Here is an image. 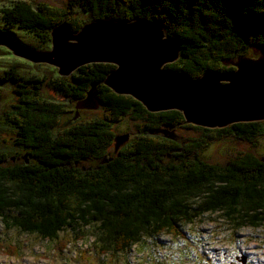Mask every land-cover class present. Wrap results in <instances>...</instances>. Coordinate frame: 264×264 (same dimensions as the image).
<instances>
[{"label":"trees","instance_id":"trees-1","mask_svg":"<svg viewBox=\"0 0 264 264\" xmlns=\"http://www.w3.org/2000/svg\"><path fill=\"white\" fill-rule=\"evenodd\" d=\"M68 2L62 9L19 0L2 9L5 26L0 34L30 33L43 44L39 41L29 47L40 50L51 43L50 34L57 25L66 22L78 32L86 24L74 16L76 7L93 20H147L159 24L179 44V58L165 69L187 80L209 71L232 72L235 67L224 65L223 60L245 56L254 47L264 49V0ZM12 39L25 44L18 35ZM114 68L104 63L85 65L74 71L73 83L56 86L74 102L71 112L77 115L81 110L77 104L96 85L100 107L107 112L56 132L68 111L40 95L41 79L18 83L12 74L2 79L16 83L19 98L8 113L0 102V119L16 130L14 145L24 152L14 154L23 158L12 164L11 153L0 150V218L5 226L57 241L65 230L80 233V228L95 225L94 241L102 261L163 233L178 238L183 225H193L204 214L221 213L238 228L264 227V158L245 154L219 165L196 155L210 139L235 135L252 141L264 136V121L207 129L185 123L176 110L151 113L133 97L118 95L104 84ZM126 116L144 125L136 139L115 152L112 145L117 135L111 128ZM175 128L199 130L203 135L184 144ZM159 129L174 132L175 139L151 134ZM90 160L99 164L83 165ZM80 234L83 238L84 233Z\"/></svg>","mask_w":264,"mask_h":264},{"label":"rangeland","instance_id":"rangeland-1","mask_svg":"<svg viewBox=\"0 0 264 264\" xmlns=\"http://www.w3.org/2000/svg\"><path fill=\"white\" fill-rule=\"evenodd\" d=\"M18 1L0 0V29L5 26L1 23L2 9ZM25 1L33 3L35 7L43 3L62 9L69 4V0ZM75 11L74 16L82 21L88 23L93 20V17L82 8L76 7ZM14 31L25 43H20L22 45L27 47L31 44L38 45L39 41L43 44L40 38L30 33ZM8 34L10 38L16 37L11 32ZM44 46V49L40 50H50L51 43ZM244 57L257 58L258 55H253L251 50ZM7 74L17 77L18 83L25 79H43L42 82L40 80V83H36L40 95L47 100L63 104L68 111L62 116L60 129H67L79 120L88 121L107 113L103 107H99L81 109L77 115H74L71 112L75 107L74 102L56 88L61 80L68 84L73 83L72 74L60 76L54 66L29 62L13 55L6 47L0 46V102L5 113L11 112L9 110L17 105L19 98L15 94L16 83L10 80L2 81L8 76ZM25 88L29 89L28 86ZM2 122L0 119V150L11 153L10 163L21 162L23 155L18 154L20 156L16 158L14 155L24 153L20 147L14 145L17 141V132L14 128L3 125ZM143 125V122L126 116L123 120L113 123L111 130L115 135L130 134L128 142L121 146L124 147L140 135ZM174 132L182 141L184 140V144L203 135L202 131L185 128H175ZM111 152L112 149L109 150V154ZM245 154L264 158V136H256L252 141H248L235 135H226L221 139L207 140L204 147L196 153L200 160L219 165H227ZM98 164L99 160L83 162L84 166ZM10 213L14 214L13 211ZM96 230L98 229L95 225L80 228V233H84L83 238H80L81 234L76 231L65 230L59 234L60 240L48 241L37 235L22 233L18 228L6 227L0 218V264H264V227L238 228L221 213L204 214L193 225H183L182 235L178 238L163 233L156 239H146L144 245H135L127 253L107 255L103 261L104 256L100 255V247L94 241L93 234Z\"/></svg>","mask_w":264,"mask_h":264},{"label":"water","instance_id":"water-1","mask_svg":"<svg viewBox=\"0 0 264 264\" xmlns=\"http://www.w3.org/2000/svg\"><path fill=\"white\" fill-rule=\"evenodd\" d=\"M0 46L29 62L54 66L60 76L71 75L82 66L114 65L104 84L118 95L139 101L151 113L176 110L185 123L221 129L237 123L264 121V49L254 47L257 58L240 56L223 60L232 72L209 71L195 80L170 75L165 66L179 58V44L151 21L103 18L86 23L78 32L63 22L51 31L50 50H36L0 34ZM258 48V49H257ZM76 109L101 106L96 85ZM175 139L174 132L157 130ZM130 134L115 137V152ZM105 162H108L107 160Z\"/></svg>","mask_w":264,"mask_h":264},{"label":"flooded vegetation","instance_id":"flooded-vegetation-1","mask_svg":"<svg viewBox=\"0 0 264 264\" xmlns=\"http://www.w3.org/2000/svg\"><path fill=\"white\" fill-rule=\"evenodd\" d=\"M65 83H66V81H59V83L57 84V87H59V86H64V87H66V85H65ZM27 85V84H26ZM33 87H34V85H32ZM70 100V99H69ZM72 103V102H71ZM73 110H75V109H73ZM67 113V112H66ZM80 119H81V117H80ZM79 121H81V120H79ZM66 124H68V123H66ZM72 125V124H71ZM70 125V126H71ZM60 127H61V124L59 125V126H57L56 128H54L55 129V132L56 131H60L61 129H60Z\"/></svg>","mask_w":264,"mask_h":264}]
</instances>
